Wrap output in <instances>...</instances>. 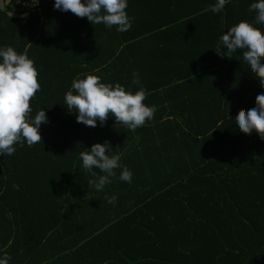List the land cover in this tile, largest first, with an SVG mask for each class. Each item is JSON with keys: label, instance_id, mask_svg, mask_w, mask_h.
<instances>
[{"label": "trees", "instance_id": "obj_1", "mask_svg": "<svg viewBox=\"0 0 264 264\" xmlns=\"http://www.w3.org/2000/svg\"><path fill=\"white\" fill-rule=\"evenodd\" d=\"M31 1L0 0V45L33 60L40 88L29 116L42 107L47 118L40 143L0 155L8 264H264V140L233 121L264 88L239 50L213 49L240 20L264 33L251 0L217 13L204 10L215 0H128L124 32ZM85 73L142 87L151 120L135 130L111 115L77 122L63 95ZM105 140L132 176L97 192L78 153Z\"/></svg>", "mask_w": 264, "mask_h": 264}, {"label": "clouds", "instance_id": "obj_2", "mask_svg": "<svg viewBox=\"0 0 264 264\" xmlns=\"http://www.w3.org/2000/svg\"><path fill=\"white\" fill-rule=\"evenodd\" d=\"M32 2L35 4L38 0ZM227 2L215 0L204 10L220 12ZM127 4L128 0H53L52 6L61 11L70 10L77 17H86L92 25L115 26L116 31L124 32L131 26L125 11ZM248 11L254 14V24L264 26V0H251ZM213 49L228 58L239 50L247 69L264 88V63H261L264 58V33L252 23L240 20L227 27L226 31L219 34L217 46ZM131 83H138L135 73L132 74ZM39 88L33 60L25 52L18 53L10 45H0V155H11L15 151L14 146L20 143L32 146L41 142L38 129L42 122H47L45 111L41 107L29 116L32 112L30 98ZM144 98L142 87L135 91L125 89L119 83L102 82L99 76L91 73L73 78L69 90L63 95L67 111L75 113L77 122L95 127L97 122L103 125L111 115L115 122L124 124L129 130L142 126L153 116L155 108L146 105ZM233 121L235 129L244 134L255 132L264 140V92L256 94L254 106L237 113ZM78 156L81 167L93 177L87 179V184L97 192L102 191L114 176L120 181L131 182L130 169L120 163L119 154H113L107 140L92 143ZM116 169H119L118 175ZM105 199L114 204L116 196L106 195ZM9 259L7 253L0 254V264H8Z\"/></svg>", "mask_w": 264, "mask_h": 264}, {"label": "built area", "instance_id": "obj_3", "mask_svg": "<svg viewBox=\"0 0 264 264\" xmlns=\"http://www.w3.org/2000/svg\"><path fill=\"white\" fill-rule=\"evenodd\" d=\"M31 4L32 5H35L36 3L33 4V2L31 1ZM25 14H27V12H22V13L19 14V16L22 18V17H25L26 16Z\"/></svg>", "mask_w": 264, "mask_h": 264}]
</instances>
